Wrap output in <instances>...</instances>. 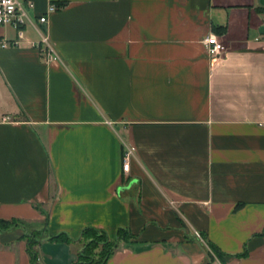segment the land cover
<instances>
[{
	"label": "crops",
	"instance_id": "0c3cea01",
	"mask_svg": "<svg viewBox=\"0 0 264 264\" xmlns=\"http://www.w3.org/2000/svg\"><path fill=\"white\" fill-rule=\"evenodd\" d=\"M21 1L24 38L0 47V219L43 229L39 264H72L86 227L135 236L107 264H264V0ZM51 3L58 59L34 45ZM22 233L0 232V264H31Z\"/></svg>",
	"mask_w": 264,
	"mask_h": 264
},
{
	"label": "trees",
	"instance_id": "16d2710c",
	"mask_svg": "<svg viewBox=\"0 0 264 264\" xmlns=\"http://www.w3.org/2000/svg\"><path fill=\"white\" fill-rule=\"evenodd\" d=\"M214 32H218L213 26ZM47 220V218H46ZM46 222V221H45ZM45 225V224H44ZM21 228L23 233L20 238L26 242V250L31 264H39L40 246L46 235L40 227L30 226L18 219H0V232ZM202 240L210 249L208 255L222 259V253L208 241L204 234L199 233ZM53 241L73 242L74 240L65 233H60L49 237ZM135 236L128 228L120 227L116 231L115 239H110L107 232L95 227H86L82 230L78 242L80 248L76 254V258L72 264H107L109 258L121 246L134 242Z\"/></svg>",
	"mask_w": 264,
	"mask_h": 264
},
{
	"label": "built area",
	"instance_id": "2783aa9c",
	"mask_svg": "<svg viewBox=\"0 0 264 264\" xmlns=\"http://www.w3.org/2000/svg\"><path fill=\"white\" fill-rule=\"evenodd\" d=\"M34 5L31 2L24 4L21 0H0V25H9L17 30V38L11 42L0 40V47H7L10 45L18 46L24 38L25 27L31 22L28 9ZM60 6L51 3L45 14H42L37 19V31L40 34V40L34 45L38 47L42 56L46 59H58V55L52 44L50 43L46 31L39 28L38 24H43L48 21V15L59 9ZM203 43L205 44L208 54L213 62L218 58L224 50V45L218 37L210 33L204 37ZM134 154L132 146L125 147L122 153L121 168L123 172H127L129 168L130 159ZM197 234V233H196Z\"/></svg>",
	"mask_w": 264,
	"mask_h": 264
},
{
	"label": "rangeland",
	"instance_id": "374dc122",
	"mask_svg": "<svg viewBox=\"0 0 264 264\" xmlns=\"http://www.w3.org/2000/svg\"><path fill=\"white\" fill-rule=\"evenodd\" d=\"M196 237L197 238L199 237V239H200L202 245L204 246V248L207 249V251L210 252V249L208 248V246L205 244L204 240H202V238L200 237V235L198 233L196 234ZM210 253H212V252H210Z\"/></svg>",
	"mask_w": 264,
	"mask_h": 264
},
{
	"label": "water",
	"instance_id": "95a60500",
	"mask_svg": "<svg viewBox=\"0 0 264 264\" xmlns=\"http://www.w3.org/2000/svg\"><path fill=\"white\" fill-rule=\"evenodd\" d=\"M259 32L261 33V34H263L264 35V25H261L260 27H259ZM130 184H128L126 187H128ZM122 188H124V187H120V189H122Z\"/></svg>",
	"mask_w": 264,
	"mask_h": 264
}]
</instances>
